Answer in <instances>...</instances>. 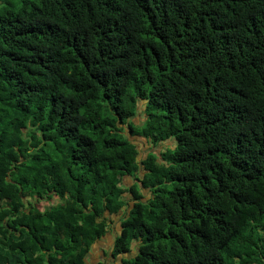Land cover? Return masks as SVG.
Here are the masks:
<instances>
[{
    "label": "trees",
    "instance_id": "obj_1",
    "mask_svg": "<svg viewBox=\"0 0 264 264\" xmlns=\"http://www.w3.org/2000/svg\"><path fill=\"white\" fill-rule=\"evenodd\" d=\"M118 213L120 264H264V0H0V264Z\"/></svg>",
    "mask_w": 264,
    "mask_h": 264
},
{
    "label": "crops",
    "instance_id": "obj_2",
    "mask_svg": "<svg viewBox=\"0 0 264 264\" xmlns=\"http://www.w3.org/2000/svg\"><path fill=\"white\" fill-rule=\"evenodd\" d=\"M133 182L134 181L130 177H124L122 180V187H124L125 189L131 187L134 184ZM123 197H125V199L127 200L128 206L131 207V194L125 193ZM120 216L121 213L109 216V219L112 221L111 233H108L101 240L94 244L91 251L86 255L88 264H120V259L122 256L113 258L111 255L114 237L116 233H119L121 228ZM134 244L135 243H132V246H134Z\"/></svg>",
    "mask_w": 264,
    "mask_h": 264
},
{
    "label": "rangeland",
    "instance_id": "obj_3",
    "mask_svg": "<svg viewBox=\"0 0 264 264\" xmlns=\"http://www.w3.org/2000/svg\"><path fill=\"white\" fill-rule=\"evenodd\" d=\"M143 147V146H142ZM145 148V147H143ZM140 187H137V190L139 191ZM48 203H45V202H41L40 204H38V207L41 208V209H44L45 207L47 208V205Z\"/></svg>",
    "mask_w": 264,
    "mask_h": 264
}]
</instances>
